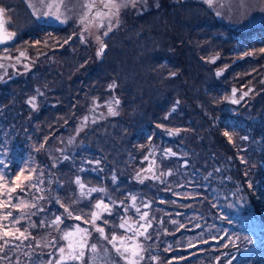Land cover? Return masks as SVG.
I'll list each match as a JSON object with an SVG mask.
<instances>
[{"label":"rangeland","instance_id":"1","mask_svg":"<svg viewBox=\"0 0 264 264\" xmlns=\"http://www.w3.org/2000/svg\"><path fill=\"white\" fill-rule=\"evenodd\" d=\"M224 2L217 16L203 0H147L121 14L97 56L95 37L104 28L93 27L82 43L75 16L67 24L38 21L24 0H0L9 30L16 32L0 44V172L11 178L21 169L44 170L45 192L32 190L29 198L45 195L52 202L38 203L46 211L34 221L63 212L55 197L65 204L77 198L73 181L79 175L89 186L107 188L113 200L129 204L131 193L137 206L151 202L141 211L155 217L147 244L159 260L148 264H264V0ZM21 51L26 55L17 61ZM113 82L117 87L109 89ZM233 89L236 99L249 94L232 104L224 97ZM93 97L100 107L92 115L105 118L90 119L77 134ZM113 97L120 100L115 116L105 104ZM167 129L181 131L170 136ZM165 149L177 155L166 157ZM152 159L157 174H173L163 183L141 184L135 174ZM103 195L93 193L91 203ZM89 204L86 199L72 207L86 213ZM120 214L117 206L106 218L118 223ZM74 223L82 222L65 220L61 228ZM32 232L59 235L48 227ZM32 259L47 260V250L38 249Z\"/></svg>","mask_w":264,"mask_h":264},{"label":"snow or ice","instance_id":"2","mask_svg":"<svg viewBox=\"0 0 264 264\" xmlns=\"http://www.w3.org/2000/svg\"><path fill=\"white\" fill-rule=\"evenodd\" d=\"M24 2L31 15L38 21L43 18H53L61 24H67L75 16L76 23L81 28L79 36L82 43H87L85 33H90L93 27L97 29L104 28L105 31H103L102 36L97 35L95 37L99 45L97 56L102 55L107 47L102 37L108 36L114 28L120 25L121 14L126 10L135 9L141 4H147V0H24ZM203 3L209 9H213L217 16L222 15L220 9L225 7L224 0H203ZM241 4H243V0H241ZM261 11H264V9H261ZM7 13L8 9L0 6V44L11 41L16 36L15 31L9 30L10 17L6 19ZM74 35L76 34L74 33ZM67 42L65 40V43ZM6 51L7 49H5ZM259 52L264 53V48L259 49ZM254 54V52L244 53L245 56ZM25 55L26 53L21 51L16 58L17 61ZM216 58L212 57L211 60L214 61ZM3 59H10V57L5 56ZM12 66L15 67V65ZM0 68H5V65L0 63ZM170 75L175 76L176 73L172 72ZM217 75H220V72H217ZM0 79H3V77H0ZM116 87L115 82L108 85L109 89H115ZM236 91V89H233L232 96H226L224 99L229 100L232 104H239L249 94L245 91L239 99H236ZM35 101L36 97H31L28 103L36 108ZM97 101L98 98L93 97L89 114L81 117L80 125L76 129L77 134L88 126L90 119L91 123L95 124L99 119L105 118L103 113L99 116L92 115L100 107ZM176 103L179 104V101ZM105 104L108 115H118L114 107V105L120 104L118 98L113 97L110 101H105ZM173 111H175V106ZM157 127L162 128L163 125H157ZM180 131L181 129H167L170 136L177 135ZM222 134L227 137L230 143H234L233 133L225 130ZM241 139L246 140L248 137H241ZM73 142L74 137H70L68 143L72 144ZM43 147L44 145L41 144L40 148ZM141 147L144 146L141 145ZM58 151L62 152L63 150L58 149ZM150 154L154 155L151 149ZM175 155L177 154L171 149L164 150V156L166 157ZM63 159L67 160L69 157L64 156ZM144 160H149V156H144ZM95 163L99 164L100 161L97 160ZM184 164L186 165L187 161ZM55 166L54 163L52 167ZM83 170L81 168V171ZM216 171H219V169ZM172 174V170L160 171L157 174L156 161L152 159L147 168H142L136 172L134 178L141 184L145 180L163 183L165 178ZM208 175L211 176L212 174L209 173ZM207 178L205 177V179ZM115 180L116 177L113 175L112 181L115 182ZM48 183L51 184L52 181L49 180ZM73 183L78 189L77 198L71 200L69 204H65L59 197H55V202L60 205L63 212L54 215V218L50 220L41 219L37 222L32 217L46 211L43 207H38V203L46 199L49 203L52 202L45 195L32 194L29 198L32 190H35L36 193L45 192V188L42 187L45 184L44 170L40 169L38 171L36 168L21 169L19 173L11 178L0 172V264H36L32 257L38 249L47 250L48 255V259L41 260L40 264H148V261L157 262L159 260L158 256L151 255L150 248L152 246L147 244V241L152 239L149 229L153 228L155 217H150L148 211H141V207L148 209L151 202L137 206L138 197L131 193L125 198L130 201L129 204H126L123 199L113 200L108 195L107 188L89 186L79 175L76 176ZM179 186L183 187V185ZM167 190L170 191L171 189ZM48 191H51V189H48ZM93 193H103L104 195L96 198L95 202L91 203ZM86 199L90 202V210L86 213L83 210L76 213L72 206ZM173 202L175 203V201ZM117 206L123 209V214L118 216V223L110 222L106 216L112 217ZM33 209H36V211H32ZM130 211H133L134 215H129ZM65 220L82 223H74L61 228V225L65 224ZM22 222H26V224H22ZM172 223L176 222L172 221ZM45 227L54 229L59 235L51 236V233H49L50 239L48 236L38 238L33 235V229ZM180 227L182 228L184 225H180ZM94 233L96 234V242H92ZM113 253L115 256H113ZM40 255L43 256L44 252L41 251ZM22 256L28 258V261L22 262ZM115 257L119 259L117 260Z\"/></svg>","mask_w":264,"mask_h":264}]
</instances>
